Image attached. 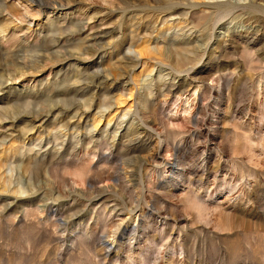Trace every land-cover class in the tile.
<instances>
[{
    "label": "rangeland",
    "instance_id": "1",
    "mask_svg": "<svg viewBox=\"0 0 264 264\" xmlns=\"http://www.w3.org/2000/svg\"><path fill=\"white\" fill-rule=\"evenodd\" d=\"M52 1L0 13V264H264V0Z\"/></svg>",
    "mask_w": 264,
    "mask_h": 264
},
{
    "label": "bare ground",
    "instance_id": "2",
    "mask_svg": "<svg viewBox=\"0 0 264 264\" xmlns=\"http://www.w3.org/2000/svg\"><path fill=\"white\" fill-rule=\"evenodd\" d=\"M148 1V0H147ZM146 1V2H147ZM155 1V0H154ZM153 1V2H154ZM159 1V2H158ZM148 3V2H147ZM156 3V2H155ZM155 3H152V4H154L155 5ZM157 4H158V6H159V8L158 9H160V8H163V9H160V10H164V8H175V7H178L179 5H182L183 4V0H157ZM65 5H67V4H65ZM126 5V4H125ZM131 5V4H130ZM55 6H57V7H60V6H62L61 4L60 5H57L55 2H53L52 0H8L7 2H6V0H0V13H6L5 15H8L9 17L10 16H13V18H15L16 20H17V22H18V24H20V25H23V24H25V23H23L24 22V18H29V19H31V18H36V16H34V14H36V15H38L39 13H42V12H45L47 9H54L55 8ZM150 6V5H149ZM21 7V8H23L24 9V11L23 12H21V11H19V8ZM63 7V6H62ZM124 7V6H123ZM153 7H155V6H153ZM15 8H17V9H15ZM156 8V7H155ZM176 9V8H175ZM232 9V7H231V5H229V4H218L217 6H216V11L215 12H217V13H223V14H227V13H229L230 12V10ZM21 10V9H20ZM166 10V9H165ZM169 10V9H168ZM34 12V13H31V12ZM221 15V14H220ZM182 16V15H181ZM140 21V20H139ZM71 23V22H70ZM26 24H28L29 25V22L27 21V23ZM57 25V24H56ZM77 25V24H76ZM76 25H74V26H72V27H76ZM67 26V25H66ZM59 27H61V26H59ZM70 26L68 25V27L66 28L67 30H68V28H69ZM71 27V28H72ZM77 27H78V25H77ZM56 28H57V26H56ZM62 28V27H61ZM65 28V27H64ZM78 30H80V28L78 27L77 28ZM53 30V29H52ZM61 30H63V28L62 29H59V31H61ZM73 30V32H74V29H72ZM58 31V30H57ZM64 31V30H63ZM75 32H77V31H75ZM63 34V33H62ZM60 34H58V36H59ZM46 48H48L47 46H46ZM97 49V48H96ZM44 50V49H43ZM6 51V50H5ZM147 51V50H146ZM55 54V53H54ZM62 55V54H61ZM159 55L160 56H163L164 54L163 53H159ZM2 57V56H1ZM164 57V56H163ZM8 58V57H7ZM160 58V57H159ZM162 59V58H161ZM164 59V58H163ZM162 59V60H163ZM179 59V58H178ZM0 61H1V59H0ZM12 61V60H11ZM4 62H5V66L4 67H10L11 66V62H10V60H8V59H5L4 60ZM13 66V65H12ZM111 67H113L112 65H111ZM2 68H3V65H2ZM114 69V68H113ZM115 70V69H114ZM118 70V69H117ZM116 71V70H115ZM122 71V70H121ZM17 73V72H16ZM97 74V73H96ZM95 74V75H96ZM99 74V73H98ZM109 75H110V73H109ZM110 76H112V75H110ZM9 77V76H8ZM96 77V76H95ZM94 77V78H95ZM113 77V76H112ZM90 78V77H89ZM92 79V78H91ZM102 79V78H101ZM114 80V79H113ZM92 82V81H91ZM90 82V83H91ZM113 83V82H112ZM111 84V83H110ZM110 86V85H109ZM84 89V88H83ZM68 94V93H67ZM74 94V93H73ZM78 94V93H77ZM76 94V95H77ZM80 95V94H79ZM25 104V103H24ZM26 105H27V107H29L28 106V104H25V108H27L26 107ZM37 106V105H36ZM35 106V107H36ZM52 107V106H51ZM24 109V108H23ZM49 110V109H48ZM8 111V110H7ZM24 111V110H23ZM26 111V110H25ZM24 111V112H25ZM51 111V110H50ZM4 112V111H3ZM46 112V111H45ZM4 113H6V112H4ZM43 113H44V111H43ZM49 113V111H47L46 112V114H48ZM14 114H17V113H14ZM42 114V113H41ZM41 114H37L38 115V117H37V115H36V118H39V116H41ZM46 114H44V115H46ZM4 115V114H3ZM9 115V114H8ZM12 115H13V112H12ZM2 116V115H1ZM5 116V115H4ZM7 116V115H6ZM6 116H5V118H6ZM8 118L10 117V119H11V117H13V116H7ZM42 117V116H41ZM4 118V117H3ZM2 118V120H4ZM15 118V117H14ZM34 118H35V116H34ZM9 119V120H10ZM1 120V121H2ZM5 120H8V119H5ZM4 120V121H5ZM12 120H13V118H12Z\"/></svg>",
    "mask_w": 264,
    "mask_h": 264
}]
</instances>
